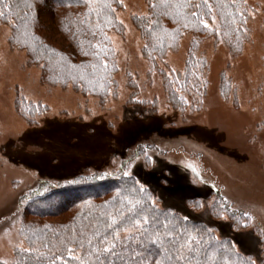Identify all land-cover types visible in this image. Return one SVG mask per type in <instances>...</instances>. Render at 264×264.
Here are the masks:
<instances>
[{"label": "rangeland", "instance_id": "374dc122", "mask_svg": "<svg viewBox=\"0 0 264 264\" xmlns=\"http://www.w3.org/2000/svg\"><path fill=\"white\" fill-rule=\"evenodd\" d=\"M118 1L121 30L109 34L117 73L103 104L44 83L40 66L9 43L11 24L0 22V262L25 248L24 200L40 182L122 171L159 207L206 223L250 264H264V0H243L248 38L239 53L231 55L214 34L196 44L185 32L157 62L173 75L183 72L189 53L205 59L206 96L198 112L184 116L169 107L159 75L142 56L133 18L147 15L149 0ZM207 28H216V18ZM221 74L230 87L225 99ZM16 100L46 111L30 123ZM140 146L148 147L136 155ZM218 200L237 212L238 226L227 210L212 216Z\"/></svg>", "mask_w": 264, "mask_h": 264}, {"label": "trees", "instance_id": "16d2710c", "mask_svg": "<svg viewBox=\"0 0 264 264\" xmlns=\"http://www.w3.org/2000/svg\"><path fill=\"white\" fill-rule=\"evenodd\" d=\"M7 9L0 5V22L11 24L9 43L25 50L29 62L39 65L41 79L53 86L71 87L88 94L103 104L113 87L117 73L115 51L109 34L121 30L115 18L120 8L118 0H5ZM211 14L202 7L199 12L208 23L216 18V28L210 31L198 23L190 13L197 11L192 5L203 0H149L146 16L134 17L143 40L142 56L160 77L162 94L169 107L181 115L198 112L207 93V65L204 58L192 52L184 62L182 73L167 75L157 68L168 48L176 46L182 33L190 32L195 43L206 34H214L235 55L248 38L247 14L243 0H209ZM32 4V7L28 5ZM182 5H188L183 7ZM229 82L219 76V93L228 96ZM116 98V93H113ZM189 103V104H187ZM154 104V103H152ZM19 114L30 123L46 111L42 104L16 100ZM44 111V112H43ZM148 146L136 149V155ZM217 197V193L215 194ZM126 198L140 201L141 213L158 217L163 223L175 225L181 233L199 241L192 264H250L230 246L227 239H218L212 227L202 221L183 218L170 208L159 207L153 193L143 188L135 178L122 171H103L78 175L70 180L40 182L24 200L20 236L25 248L16 249L9 263L0 264H94V257L84 248L69 244L74 253L63 250L60 239L79 233L81 226L101 210L120 207ZM211 209L214 218L227 210L233 223L239 225L237 212L222 206ZM226 207V208H225ZM26 216L42 221H24ZM213 218V219H214ZM31 250V254L26 250ZM78 257L75 259L73 257ZM125 258L127 255L125 254Z\"/></svg>", "mask_w": 264, "mask_h": 264}, {"label": "snow or ice", "instance_id": "6c2138e0", "mask_svg": "<svg viewBox=\"0 0 264 264\" xmlns=\"http://www.w3.org/2000/svg\"><path fill=\"white\" fill-rule=\"evenodd\" d=\"M84 2L89 3L90 0ZM0 5L5 9L9 7L5 0H0ZM192 7L197 9L190 13L194 23L207 28L208 22L202 18L199 10L205 7L207 14H211L209 0ZM4 15L5 12L0 11V16ZM142 212L140 201L128 198L118 208L101 210L81 226L78 234H69L60 239L63 250L58 252L59 259L63 260L64 251L75 252L74 248L68 247L69 244L84 248L87 243L94 264H192L199 241L179 232L175 225L163 223L158 217L144 216ZM26 251L31 254L30 249ZM90 264L93 262L90 261Z\"/></svg>", "mask_w": 264, "mask_h": 264}]
</instances>
